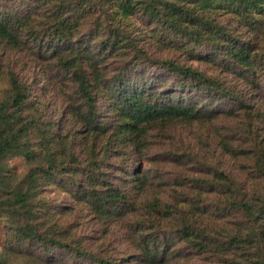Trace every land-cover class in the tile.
<instances>
[{
    "label": "trees",
    "instance_id": "obj_1",
    "mask_svg": "<svg viewBox=\"0 0 264 264\" xmlns=\"http://www.w3.org/2000/svg\"><path fill=\"white\" fill-rule=\"evenodd\" d=\"M27 3L48 7L38 22L29 16L31 7L19 13V0H0V46L19 51L30 43L74 83L80 98L65 106L75 128L59 134V120L36 121L25 113L29 87L15 71H6L8 89L0 99V219L5 221L8 237L0 248V264H170L182 257L176 248L179 241L214 259L215 264H264L262 138V145L249 148H235L223 138L219 141L223 154L252 157L256 173L252 178L257 182L249 186V180L241 182L242 174L227 172L197 154L184 152L179 158L165 152L175 161L186 160L189 169L196 167L199 174L176 176L173 186L182 190L168 195L169 201L161 200V192L145 198L143 214L136 212V203L146 196V174H136L135 167L113 165L124 173L115 183L108 164L110 157L129 154L130 149L140 156L151 135H163L181 123L212 122L223 114L212 100L231 105L224 114H230L233 107L243 113V135L259 136L248 116L263 115L252 111L246 95L227 85L222 76H207L173 58L149 53L137 44L123 21L138 13L151 27L150 37L157 45L184 47L177 49L185 51L187 58L218 64L222 72L245 81L256 75L263 60L251 43L255 23L264 15V0ZM222 15L234 22L221 20ZM85 20L88 25L83 26ZM101 99L113 119L101 112ZM35 127L41 131L32 147L28 135ZM13 156L26 158L27 174H7L4 161ZM34 158L38 165L32 167ZM158 178L160 186L172 182L171 177ZM56 186H62L79 206L87 207L101 224L127 220L137 254L118 261L84 247L69 224H63L61 214L54 213L48 200L40 196ZM205 215L215 219L235 215L240 221L229 224L232 228L218 229L213 221L202 223L200 218ZM170 218L178 222L170 223Z\"/></svg>",
    "mask_w": 264,
    "mask_h": 264
},
{
    "label": "rangeland",
    "instance_id": "obj_2",
    "mask_svg": "<svg viewBox=\"0 0 264 264\" xmlns=\"http://www.w3.org/2000/svg\"><path fill=\"white\" fill-rule=\"evenodd\" d=\"M6 7L8 8L9 6L6 5ZM29 7L32 8V10L30 9L29 16L35 20V23L44 15L45 8H48L44 5L34 7L32 4H28L27 0H19V13ZM227 18H229L228 15L220 17L221 20H226ZM229 19L233 21L232 18ZM123 24L134 34L137 44L146 48L154 56L173 58L181 64L202 71L207 76H222L227 85H233L238 92H242L247 96L254 113L257 112L259 115H263V117H257L255 114L248 116L252 124L257 127L256 134L259 136L249 135L246 137L243 135L245 128L243 113L236 111L233 107L230 114L229 112L224 114L231 105L228 106V103L222 104V102L212 100L211 104L215 106L214 108L223 112L219 117L213 119L212 122L206 124L181 123L163 135L149 136V146L147 149L142 150L140 156L135 154V150L130 149L129 154L125 152L121 157H110L108 160V164L112 167L110 175H113L112 178L115 183L118 182L120 176H123L124 173L113 165L121 168L135 167L137 169L136 174H146L148 178L146 196L139 203H136V212L143 214L142 207L144 206L145 198L149 200L154 193L161 192V200L169 201L171 194L175 195L177 191L180 192L181 188L173 186L175 180H177L175 179L176 176L199 174L196 167L192 170L189 169L190 165L186 160L180 161V159H176L175 161L166 157L165 152L168 151L180 155L179 158L183 156L184 152H192L197 154L198 157L207 160V163L217 164L227 172L242 174L240 180L241 182L244 179L249 180L247 186L255 184L257 181L252 178V174H256L252 165V157H234L223 154L219 147V141L223 138L235 148L242 146L249 148L253 144L259 147L262 145L260 142L261 138L264 143V15H261L258 22L255 23L256 35L251 43V48H256L258 54L263 57V60L258 66L256 75H251L248 77L251 79L245 81L234 73L222 72L218 64L213 65L201 62L198 59L187 58L185 51L177 49L184 47L177 46L174 47L176 49H166L157 45L150 37L149 28L151 27L138 13H134L129 19L124 20ZM82 25H88L86 20L82 22ZM104 31L105 28L99 31L100 39ZM111 60L112 62H116L115 59ZM112 68L114 66L110 69ZM8 69L15 71L19 80L29 87V105L25 110V113L29 117L34 118L36 121H39V118H41L44 122L59 120L57 123L59 134H62L66 129L73 130L75 128V125L69 121L70 117L67 115L65 106L68 102H78V98L80 97L76 92L74 83L62 71L57 69L51 60L47 59L46 54H38L37 49L32 47L30 43L20 47L19 51L10 50L6 46H0V99H3L7 93L8 81L6 71ZM109 74L110 71L106 68V77ZM256 108H258L257 111H255ZM100 110L103 112V115L113 119L111 113L105 107V101H102V99ZM52 129L54 130V126H52ZM53 130L52 134L54 133ZM40 131L39 127H35V129L29 131L28 137L32 147H35L36 135ZM37 155H39V152ZM31 161L32 167L38 165V158H34ZM4 163H6L8 169L7 174L23 176L29 171L27 160L23 156L8 157ZM158 175L164 179L171 177L172 182L160 186ZM173 188L176 189V192L172 191ZM132 193L134 195L138 194L136 190L132 191ZM40 196L48 200L53 208L50 209L54 213L61 214L59 218H61L63 224H69L73 233L88 250L102 255L109 254L118 261L120 258L126 256H130L131 259L133 258L131 256L137 254V245H135L137 243H133L134 235L127 227L130 224L127 220L110 222L108 225L99 223L95 215L87 207H81L72 200L62 186L48 188L46 191L40 193ZM200 220L202 223H211L213 221L217 224L216 228L219 229L220 227L232 228L234 225L229 224L240 221V217L233 215L227 216L226 219H215L205 215ZM171 222L176 224L178 220L170 218ZM5 226V221L0 219V248L4 244L6 237H8ZM172 240L178 242L176 237H173ZM182 243L181 241L176 243V248H180L182 251L181 259H176V261H172L170 264L216 263L214 259L210 260L204 254H197ZM121 264H134V262L128 261Z\"/></svg>",
    "mask_w": 264,
    "mask_h": 264
}]
</instances>
